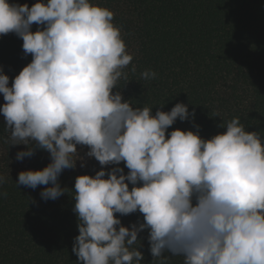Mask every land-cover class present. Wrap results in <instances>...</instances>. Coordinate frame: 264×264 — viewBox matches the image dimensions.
<instances>
[{"label": "clouds", "instance_id": "1", "mask_svg": "<svg viewBox=\"0 0 264 264\" xmlns=\"http://www.w3.org/2000/svg\"><path fill=\"white\" fill-rule=\"evenodd\" d=\"M113 18L92 0H0V36L15 34L31 56L11 84L0 67L6 142L25 146L18 162L37 151L50 160L20 171L16 185L42 186L41 200L55 201L69 191L61 174L85 166L78 146H87L101 168L76 176L71 190L77 264H144L145 231L151 264H264V137L239 117L207 139L195 124L169 131L177 120L194 122L195 110L178 102L153 114L125 100L118 82L128 80L133 56ZM134 213L142 221L124 226L120 217Z\"/></svg>", "mask_w": 264, "mask_h": 264}, {"label": "trees", "instance_id": "2", "mask_svg": "<svg viewBox=\"0 0 264 264\" xmlns=\"http://www.w3.org/2000/svg\"><path fill=\"white\" fill-rule=\"evenodd\" d=\"M11 2L31 6L36 0ZM92 2L114 13L113 23L121 29L133 56L125 69L128 80L118 82L125 100L134 106H151L153 114L162 104L163 111H170L178 102L187 104L190 112L195 110L194 122L177 120L169 131H197L195 124L207 139L226 130L219 127L222 120L239 117L247 131L264 137V0ZM21 45L15 34L0 36V67L9 75L10 84L31 60V56L24 57ZM133 65L135 73L130 70ZM149 69L157 78L142 80L140 73ZM4 127L0 115V176L6 181L0 184V264H77L72 246L79 233L71 190L76 176L94 175L101 166L87 158V146H78L85 166L80 167L78 161L75 170L66 169L59 179L69 191L45 202L39 195L42 186L33 190L17 186L16 180L20 171L45 167L49 154L37 151L18 162L16 153L25 146H9ZM119 166L124 167L123 162ZM120 219L129 226L142 221V216L134 213ZM146 237V231L140 234V250L144 264H151ZM182 262V257H173L170 264Z\"/></svg>", "mask_w": 264, "mask_h": 264}]
</instances>
